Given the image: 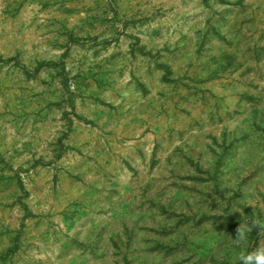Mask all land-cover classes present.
Instances as JSON below:
<instances>
[{"label":"rangeland","instance_id":"rangeland-1","mask_svg":"<svg viewBox=\"0 0 264 264\" xmlns=\"http://www.w3.org/2000/svg\"><path fill=\"white\" fill-rule=\"evenodd\" d=\"M258 249L264 0H0V264Z\"/></svg>","mask_w":264,"mask_h":264},{"label":"clouds","instance_id":"clouds-1","mask_svg":"<svg viewBox=\"0 0 264 264\" xmlns=\"http://www.w3.org/2000/svg\"><path fill=\"white\" fill-rule=\"evenodd\" d=\"M242 264H264V249H258L255 252L239 257Z\"/></svg>","mask_w":264,"mask_h":264}]
</instances>
